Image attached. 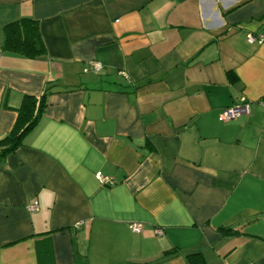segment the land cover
Here are the masks:
<instances>
[{"label":"crops","instance_id":"obj_1","mask_svg":"<svg viewBox=\"0 0 264 264\" xmlns=\"http://www.w3.org/2000/svg\"><path fill=\"white\" fill-rule=\"evenodd\" d=\"M19 18L46 56L1 51ZM247 35L264 38V0H0V140L53 91L0 159V264H264V42ZM242 98L250 114L219 122Z\"/></svg>","mask_w":264,"mask_h":264},{"label":"trees","instance_id":"obj_2","mask_svg":"<svg viewBox=\"0 0 264 264\" xmlns=\"http://www.w3.org/2000/svg\"><path fill=\"white\" fill-rule=\"evenodd\" d=\"M2 37L1 51L5 53L29 60L39 59L47 54L39 25L30 18H19L5 24L2 27ZM232 79H234V76ZM51 93L53 91L49 87L45 88L39 97L24 96L22 98L12 130L0 140V159L12 154L22 145L24 136L35 127L43 114L46 107V98ZM175 252L176 250L172 249L165 252V255ZM185 259L187 264H205L200 253L188 254Z\"/></svg>","mask_w":264,"mask_h":264},{"label":"built area","instance_id":"obj_3","mask_svg":"<svg viewBox=\"0 0 264 264\" xmlns=\"http://www.w3.org/2000/svg\"><path fill=\"white\" fill-rule=\"evenodd\" d=\"M247 42L248 43H255V42H264V38L256 39L252 35H247L246 36ZM87 66L94 72H100L102 69V65L98 62H93L90 61L87 63ZM123 74V73H122ZM125 76V74H123ZM262 105H264V101L261 102ZM250 114V105L248 102L245 101L244 98L240 99V102L238 104H235L233 106L224 108L220 114L218 115V121L225 123L228 121L235 120L241 116H248ZM95 178L98 181L100 185L106 186V185H112V181L106 177L103 176L101 173H96ZM37 202L33 201L27 209L29 211H35L37 210ZM132 230L134 232L139 231V225H133ZM160 230H156V234H160Z\"/></svg>","mask_w":264,"mask_h":264}]
</instances>
